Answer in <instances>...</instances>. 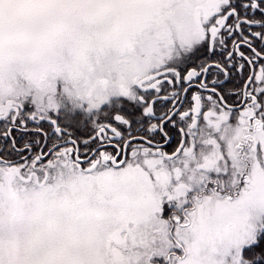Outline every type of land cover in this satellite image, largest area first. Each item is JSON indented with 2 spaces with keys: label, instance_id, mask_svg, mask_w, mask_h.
<instances>
[{
  "label": "snow or ice",
  "instance_id": "1",
  "mask_svg": "<svg viewBox=\"0 0 264 264\" xmlns=\"http://www.w3.org/2000/svg\"><path fill=\"white\" fill-rule=\"evenodd\" d=\"M0 264H264V0H0Z\"/></svg>",
  "mask_w": 264,
  "mask_h": 264
}]
</instances>
